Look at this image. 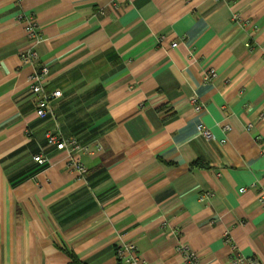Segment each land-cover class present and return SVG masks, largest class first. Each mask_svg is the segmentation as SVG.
Listing matches in <instances>:
<instances>
[{
  "label": "crops",
  "instance_id": "1",
  "mask_svg": "<svg viewBox=\"0 0 264 264\" xmlns=\"http://www.w3.org/2000/svg\"><path fill=\"white\" fill-rule=\"evenodd\" d=\"M263 195L264 0H0V264L264 262Z\"/></svg>",
  "mask_w": 264,
  "mask_h": 264
},
{
  "label": "built area",
  "instance_id": "2",
  "mask_svg": "<svg viewBox=\"0 0 264 264\" xmlns=\"http://www.w3.org/2000/svg\"><path fill=\"white\" fill-rule=\"evenodd\" d=\"M215 3H220L224 0H213ZM36 24L34 22L30 23L27 30L29 32V36L33 39L34 44H39L41 42V37L36 30ZM177 43L173 44V47H176ZM23 62L29 65L38 66V54L34 49H29L26 54L23 56ZM48 75L49 69L46 66H41V70L36 72L31 76L30 83L31 88L30 92L37 100V108L36 114L40 119H46L47 117H53V102L61 97L62 92L59 90H55L52 92H48L46 87L48 85ZM215 74L213 72L209 74H205V79L210 80L214 77ZM197 111L201 110V106H197ZM229 128H226L228 130ZM203 134L207 138H211V134L208 130L201 128ZM48 147H55L57 150L65 151L70 154H74L75 152L84 151L87 154H91V151L87 147H81L75 138H64L60 131L48 133L47 136ZM35 162H37L40 166H44L47 164L48 160L44 157L43 154H39L34 157ZM68 169H70L77 178H83L86 174V168L79 163L78 161L70 160L68 164ZM246 190L241 189L240 192L244 193ZM259 202L264 206V195L259 199ZM233 246V252L237 253V247ZM177 252L179 254H183L185 256V264H197L198 258L197 255L191 252L186 246L182 245L177 248ZM118 260L121 264H144V260L139 254L137 247L134 244H125L118 250ZM235 263L238 264H264V262L248 260L238 254Z\"/></svg>",
  "mask_w": 264,
  "mask_h": 264
},
{
  "label": "trees",
  "instance_id": "3",
  "mask_svg": "<svg viewBox=\"0 0 264 264\" xmlns=\"http://www.w3.org/2000/svg\"><path fill=\"white\" fill-rule=\"evenodd\" d=\"M41 66H42V64L40 65H38L37 66V70L38 71H40L41 70ZM47 89V88H46ZM49 92V91H48ZM36 100V99H35ZM36 102H37V100H36ZM47 119V118H46ZM45 120V119H44ZM195 168H197V167H199V166H202V165H200V164H195V165H193ZM72 259H73V262L74 263H76V264H84V263H82L81 261H79V260H77L74 256H72ZM119 264H121V262H119Z\"/></svg>",
  "mask_w": 264,
  "mask_h": 264
},
{
  "label": "rangeland",
  "instance_id": "4",
  "mask_svg": "<svg viewBox=\"0 0 264 264\" xmlns=\"http://www.w3.org/2000/svg\"><path fill=\"white\" fill-rule=\"evenodd\" d=\"M48 78H49V75H48ZM48 83H49V80H48ZM30 88H31V86H30ZM55 91V90H54ZM30 94H31V92H30ZM36 108H37V104H36ZM39 118V117H38Z\"/></svg>",
  "mask_w": 264,
  "mask_h": 264
}]
</instances>
